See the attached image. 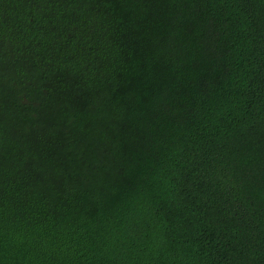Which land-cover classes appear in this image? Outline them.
Instances as JSON below:
<instances>
[{
  "label": "trees",
  "instance_id": "1",
  "mask_svg": "<svg viewBox=\"0 0 264 264\" xmlns=\"http://www.w3.org/2000/svg\"><path fill=\"white\" fill-rule=\"evenodd\" d=\"M0 264H264V0H0Z\"/></svg>",
  "mask_w": 264,
  "mask_h": 264
}]
</instances>
